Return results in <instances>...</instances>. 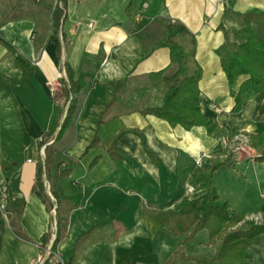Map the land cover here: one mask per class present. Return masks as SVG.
<instances>
[{
	"label": "crops",
	"instance_id": "crops-1",
	"mask_svg": "<svg viewBox=\"0 0 264 264\" xmlns=\"http://www.w3.org/2000/svg\"><path fill=\"white\" fill-rule=\"evenodd\" d=\"M57 2L0 0V213L5 226L0 264H37L42 236L48 235L44 248L56 236L55 205L47 210L31 191L37 164L43 159L45 165L48 152L50 181L44 171L43 183L51 203V184L65 168L70 174L60 181L61 191L67 197L82 195V206L70 213L56 247L64 264H165L187 236L177 225L184 205L199 218L204 215L209 199L204 171L223 157L221 140L264 132V79L236 103L247 76L229 86L217 54L223 30L230 42L241 43L237 32L245 26L243 14H264V0H63L58 26L53 21ZM174 24L195 37L200 112L216 125L212 134L142 114L161 107L170 88H155L149 74L174 71L169 49L160 45L163 25ZM66 68L74 82L82 76L72 92ZM59 74L64 75L61 87L52 99L47 84ZM64 88L68 96L59 95ZM70 101L72 111L61 128ZM95 137L101 143L115 139L114 149L123 157L114 160L102 147L87 149ZM207 154L210 158L195 166ZM256 156L250 146L231 153L228 165L210 180L228 203V215L243 221L264 216V164ZM108 222L113 239L87 245L70 263L77 239ZM183 254L210 260L215 247L208 230L189 240ZM243 262L264 264V234L244 251ZM171 264L204 263L178 257Z\"/></svg>",
	"mask_w": 264,
	"mask_h": 264
},
{
	"label": "trees",
	"instance_id": "trees-1",
	"mask_svg": "<svg viewBox=\"0 0 264 264\" xmlns=\"http://www.w3.org/2000/svg\"><path fill=\"white\" fill-rule=\"evenodd\" d=\"M59 1L62 2L63 0ZM58 2L53 11V21L57 26L63 14V10L59 7ZM243 19L245 26L237 32V36L242 42H230L228 40L229 32L223 30L225 40L217 50L221 67L229 86H232L238 77L247 76V79L240 85L236 94V103L240 102L243 95L252 86L261 85L264 79V42L262 38L264 32V14L258 11H250L243 14ZM160 45L169 49L170 65L174 66V71L167 76L165 75V70H160L149 74V78L155 88H161L163 84L170 85V88L165 94L161 107L146 109L142 114L153 115L158 119L166 121L171 126L179 125L186 131H189L193 127H204L208 134H212L216 129V125L210 119L205 118L200 112L199 90L197 86L200 71L194 61L195 37L181 25H167L166 33ZM66 74L71 84L69 91L72 92L78 87L82 76L74 82L72 80V73L68 68H66ZM69 91L64 88L61 95L68 96ZM71 111L72 109H69L61 128L67 125L68 115ZM248 137L249 146L257 153L255 160L264 164V132ZM114 145L115 139L101 143L98 137H95L87 149L102 147L107 150L112 159H121L123 156L115 151ZM220 155H223V157H216L204 171L207 182L203 187L208 191L209 199L203 217L199 218L194 210L184 205L183 218L177 225L179 228L178 232L187 233V236L183 245L168 258L165 264H171L178 257L204 264L216 261L245 264L243 262L244 251L258 235L264 234V223L257 225L252 222L243 221V218L235 214L228 215V203L222 200L216 190L211 187L210 180L213 173L227 166L231 157V153L226 152H222ZM97 159L93 160L90 168L97 163ZM69 174V168L58 172L56 182L51 187V195L54 199V202L51 203V200L45 194L42 180V165L39 162L37 164L35 182L31 189L32 193L38 196L45 204L47 210L51 208L52 204L55 205L56 236L52 242L53 251H56L57 245L64 238L70 213L82 206L81 194L67 197L61 191L60 181ZM239 223L240 225L233 229ZM4 229V220L0 213V249ZM111 229H113L112 222L99 224L93 226L89 231L80 236L74 244L70 263L76 260L79 253L87 245L93 242L113 239L114 235L109 232ZM203 229H207L209 232L210 243L215 247V255L210 260L184 256V245ZM16 234L19 238H22L18 229ZM47 241L48 235L42 236L39 247L45 249L44 245Z\"/></svg>",
	"mask_w": 264,
	"mask_h": 264
},
{
	"label": "built area",
	"instance_id": "built-area-1",
	"mask_svg": "<svg viewBox=\"0 0 264 264\" xmlns=\"http://www.w3.org/2000/svg\"><path fill=\"white\" fill-rule=\"evenodd\" d=\"M145 7H146V5L143 4L142 9ZM137 18L140 19V16H138ZM89 27H91V25H89ZM63 76L64 75L59 74L58 78L56 80L50 81L47 84L49 96L52 99L55 98L56 92L61 87L60 81L62 80ZM212 109L215 113H217V114L220 113V109L218 107L212 106ZM49 143H51V142H49ZM247 146H249V138L244 134H235V135H232L229 137H225L221 140V150L224 153L225 152L226 153L240 152V151H243V149ZM41 155H43L42 151H41ZM208 158H210V155H208V154L202 155L201 157H199L198 159L195 160V162H194L195 166H197V167L202 166L203 165V159H208ZM41 163H42V165L44 164L43 159H41ZM43 179H44V175H43ZM44 181H45V179H44ZM1 200H5L4 192L2 193ZM52 212L54 214V210H52ZM247 222H252V223L257 224V225L263 224L264 223V216L251 217ZM44 263H47V264H64L59 259L56 251L52 250V243H50L46 246L42 255L37 259V264H44Z\"/></svg>",
	"mask_w": 264,
	"mask_h": 264
},
{
	"label": "rangeland",
	"instance_id": "rangeland-1",
	"mask_svg": "<svg viewBox=\"0 0 264 264\" xmlns=\"http://www.w3.org/2000/svg\"><path fill=\"white\" fill-rule=\"evenodd\" d=\"M89 25H91L92 27H93V25H92V23H89L88 24V26ZM91 27V28H92ZM166 25H163V28H162V39H163V37H164V35H165V33H166ZM62 92H63V89H62ZM61 92V93H62ZM61 93L59 94V95H61ZM65 108V104L63 105V109ZM66 109V108H65ZM69 109H71V101L69 102V104H68V108L66 109L67 111L69 110ZM257 154V153H256ZM49 155H51V153L49 154V152L46 154V156H47V160H46V162H45V165H42V176L44 175V171H45V175H46V178H47V180L48 181H50V175H48V170H49V167H48V165H49V161H48V157H50ZM42 180L44 181V179H43V177H42ZM51 187H52V184H51Z\"/></svg>",
	"mask_w": 264,
	"mask_h": 264
}]
</instances>
